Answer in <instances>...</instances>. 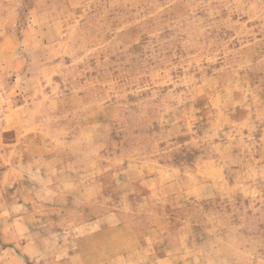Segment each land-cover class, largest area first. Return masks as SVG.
<instances>
[{
	"label": "rangeland",
	"instance_id": "obj_1",
	"mask_svg": "<svg viewBox=\"0 0 264 264\" xmlns=\"http://www.w3.org/2000/svg\"><path fill=\"white\" fill-rule=\"evenodd\" d=\"M0 264H264V0H0Z\"/></svg>",
	"mask_w": 264,
	"mask_h": 264
}]
</instances>
